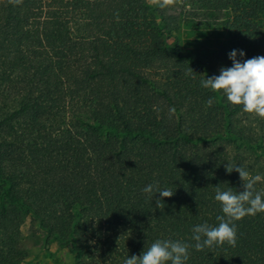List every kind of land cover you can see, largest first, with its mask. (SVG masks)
Listing matches in <instances>:
<instances>
[{"label":"trees","instance_id":"16d2710c","mask_svg":"<svg viewBox=\"0 0 264 264\" xmlns=\"http://www.w3.org/2000/svg\"><path fill=\"white\" fill-rule=\"evenodd\" d=\"M183 2L186 15L228 14L209 54L168 44L181 19L156 15L169 0H0V264H24L28 215L77 264H123L216 226L217 186L244 190L227 167L264 191V117L200 85L233 49L264 56V0ZM154 183L174 192L159 207L142 191ZM234 223L235 246L191 248L187 264H264V212Z\"/></svg>","mask_w":264,"mask_h":264},{"label":"clouds","instance_id":"9594fccd","mask_svg":"<svg viewBox=\"0 0 264 264\" xmlns=\"http://www.w3.org/2000/svg\"><path fill=\"white\" fill-rule=\"evenodd\" d=\"M244 57L246 52L243 49H233L228 53L232 66L221 67L219 75L205 76L200 81V85L214 93L221 92L228 103L242 105L244 112L264 117V56L250 59H243ZM214 99L213 96L208 98V107L213 105ZM233 170L239 173L244 190L233 191L232 188L222 190L217 186L214 199L220 203L223 215L216 217L218 221L216 226L204 222L192 228L191 240L195 242L194 245L181 240L157 239L139 256H127L123 264H169V262L187 264L191 248L203 251L205 248H213L225 243L235 246L237 227L234 222L245 216L264 212V191L255 188L260 177L249 179L248 171L240 165L227 167L229 173ZM142 191L151 196L159 193L160 198L156 201L158 207L163 203L164 198L174 194L167 187H159L158 183L148 184Z\"/></svg>","mask_w":264,"mask_h":264},{"label":"rangeland","instance_id":"374dc122","mask_svg":"<svg viewBox=\"0 0 264 264\" xmlns=\"http://www.w3.org/2000/svg\"><path fill=\"white\" fill-rule=\"evenodd\" d=\"M155 8L163 0H147ZM184 0H169L170 8L166 9L162 17L156 15L157 21L163 20L167 15H175L181 19L178 27L171 26L164 32L168 44L177 45L184 54H209L217 44L222 43L228 34L225 21L228 14H221L215 21L206 18L204 13L199 11L195 15H186L185 8L181 9ZM30 215L21 225L22 234L25 237L29 253L24 264H77L74 252L68 246H62L53 241L46 244L43 240L44 234L38 230L35 233L29 232Z\"/></svg>","mask_w":264,"mask_h":264}]
</instances>
